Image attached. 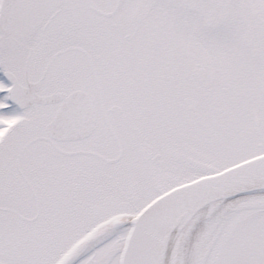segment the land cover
I'll return each mask as SVG.
<instances>
[{
  "label": "snow or ice",
  "instance_id": "obj_1",
  "mask_svg": "<svg viewBox=\"0 0 264 264\" xmlns=\"http://www.w3.org/2000/svg\"><path fill=\"white\" fill-rule=\"evenodd\" d=\"M0 264H264V0H0Z\"/></svg>",
  "mask_w": 264,
  "mask_h": 264
}]
</instances>
